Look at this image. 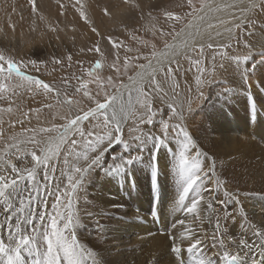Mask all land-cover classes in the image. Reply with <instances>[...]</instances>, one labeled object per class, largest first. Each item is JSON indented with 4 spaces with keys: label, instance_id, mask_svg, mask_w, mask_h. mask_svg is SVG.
<instances>
[{
    "label": "bare ground",
    "instance_id": "bare-ground-1",
    "mask_svg": "<svg viewBox=\"0 0 264 264\" xmlns=\"http://www.w3.org/2000/svg\"><path fill=\"white\" fill-rule=\"evenodd\" d=\"M166 1L168 0H0V47L19 55H52L67 53L73 49L77 51L91 46L97 40L107 50L114 51L112 35L125 33L133 24L140 22L141 16L151 25L149 11L158 10ZM255 1L257 0H208L174 42L169 43L119 87L110 97L114 96L111 101L108 98L90 112L103 107L107 120L114 126L119 124L121 131L118 133L124 134L126 131L128 135L134 129L131 126L135 122L131 119H135L140 90L150 77V72L191 46L215 47L225 44L239 19L247 18V12L250 11L248 9ZM260 35L261 32H257L252 36L251 45L256 53L264 49V33ZM213 51L216 50L208 51L210 53L207 55L216 53ZM212 60L202 65L206 70L202 74L203 82V76H210L213 69L216 70L219 66ZM259 64H248L236 58L225 59L220 68L222 78L218 79L219 84L216 79H205L208 84L206 86L203 83L197 85L195 66L190 71L189 92L194 98L191 99L188 118L194 115L196 118L189 125V136L194 147H189L187 153L191 155L190 161L195 160L200 164V179L197 183L202 185V198L197 197V186L194 185L191 190L193 196L189 199L187 196L183 205L195 198L197 208L194 212L188 211L191 206L186 209L182 205L178 206L183 186H186L182 183L179 172L180 152L185 142L181 132H171L170 137L162 141H159L160 136H154L147 144L145 151L152 149L161 160L157 178L150 177V172L149 175L146 172L147 166L140 162L135 165V162L125 161L122 158L124 155L120 157L122 159L111 162L124 174L120 180L117 176H109L111 171L116 170L110 165V168L105 166L106 169H101V173L98 171L96 181L88 189V192L93 190L95 194L92 195V203L84 199L83 215L75 217L77 228L74 229L78 242L94 253L96 264H194V260L199 258L211 259L219 264L223 248L214 243L211 250L205 249L207 241L212 243L217 238L224 240L227 246L224 250L232 255L239 254L242 264H251V255L260 258L258 249L257 252L250 253L240 243L231 244L233 239H239L258 245V233L264 232V88L261 86L264 85V78L261 77L264 65L260 67ZM222 82H225L224 86ZM198 90L204 91L206 96L197 97ZM256 92L257 97L254 96ZM79 122L80 118L77 120L78 124ZM76 126L71 124L66 128L67 132L64 129L49 140L42 155L48 154L49 159L53 160ZM112 146L110 144L108 148ZM145 151L138 154L147 155L148 152ZM74 162L72 159L64 166L66 174L74 173ZM1 165L2 163L0 167ZM105 170L107 172H103ZM11 174L13 178L17 177L14 172ZM115 181L121 187L120 182L131 181L133 208L130 206L127 209V202L118 201V193L113 186ZM226 193L238 194L239 202L230 199ZM86 197L90 201V195L87 194ZM209 200L211 208L207 203ZM119 204L123 205V211H114L117 219L112 217V223L101 231L98 232L93 227L99 224L98 219L85 224V213L93 211L95 213L92 216L97 217L102 212L101 205H108L113 211L115 206L120 210ZM150 207L149 216L147 211ZM152 208L159 210L160 226H157L152 217ZM181 210H184L182 216ZM0 211L2 226L8 213L3 205H0ZM126 218H129L128 222L124 221ZM217 220L220 222V229L216 228ZM213 226L218 237L212 232ZM189 234L191 238H184ZM0 235L6 237V232L0 230ZM173 239L182 249L179 255L173 251ZM196 240L202 242L194 254L187 249ZM37 244L43 252L45 242L37 240ZM23 256L25 263L29 260L33 263V259H36L28 253H23Z\"/></svg>",
    "mask_w": 264,
    "mask_h": 264
},
{
    "label": "rangeland",
    "instance_id": "rangeland-1",
    "mask_svg": "<svg viewBox=\"0 0 264 264\" xmlns=\"http://www.w3.org/2000/svg\"><path fill=\"white\" fill-rule=\"evenodd\" d=\"M206 2L208 0L166 1L158 10L149 11L151 25L141 16L140 22L133 24L125 33L112 35V41L115 44L114 51L107 50L97 40L91 46L79 48L77 51L73 49L67 53H58L59 55L54 53L53 56L47 53L19 55L0 47V162L2 163L0 175H7L11 178L13 165L17 170H21L20 174L25 176L27 171L23 170H31L35 167L36 179L43 183L45 166H37V161L33 159L32 154L42 156L43 149L49 140L69 127L74 118L77 120L80 118L79 124L71 134L69 133L57 156L53 160L49 159L47 165L49 171L55 170L51 173L53 177L50 181L51 189H55L59 185L61 191L68 190V175L75 176V167L83 164L82 159L77 161L72 154L74 142L77 143L75 151L82 152L84 148L79 143L82 134L89 140L95 139L97 136L105 137L102 144L97 146V151L101 148L105 149L103 155L88 169L89 171L84 175L81 185L73 194L74 219L75 217L78 218L77 215H83L84 199L86 202L92 203V195L95 194L93 190L90 191L91 193L88 192V189L96 181L95 175L98 171L101 173L106 167L110 168L111 166L115 169L116 166L111 163L114 160L123 158L130 163L135 162V165L140 162V164L147 166L146 172L148 175L150 172V177L157 178L160 173V157L152 149L149 148L145 151V148L154 136H160L159 141H162L166 137L169 138L171 132L180 134L177 124L189 135L191 134L189 125L196 118L195 115L188 118V113L191 110L190 103L194 98L189 92V75L195 66L193 61L199 59L204 64L213 59L212 61L219 65L216 70L213 69L210 76H203L202 85L204 86L208 85L205 79L210 81L222 78L220 68H222L225 59L236 58L238 60L237 57H239L241 61H246L248 64L261 63V65L259 64L260 67L264 65V49L260 53H256L251 45L252 36L255 33L261 32V35L264 33V0H257L251 5L252 9H248L250 11L247 12V18L239 19V23L232 29L231 36L225 44L215 47L191 46L176 54L169 61L166 60L161 67L152 69L153 71L149 74L150 77L146 79L147 82L142 85L143 88L141 87L140 101L134 115L135 119H131L135 122V125L131 126L134 129L128 135H126V131L124 134L116 132L115 126L107 120L103 110L88 116L85 120H82V116L108 100L142 66L154 58L169 43L174 42V39L185 26H188L187 24ZM149 12L147 13L149 14ZM240 15L243 13L240 12ZM210 50H216L213 51L216 53H211V56L207 55ZM218 50L226 51L229 54L226 55L227 57L221 56L218 54ZM16 70L27 72V74H18ZM261 77L264 78V73L261 74ZM222 85L224 86L225 82H222ZM261 86L264 88V85L261 84ZM256 94L257 92L254 93V96ZM196 96L200 98V96L205 97L206 94L204 91L198 90ZM173 108L182 113L180 118L173 115ZM152 112H155L153 122L148 124L146 120ZM138 116L139 118H137ZM77 120L75 121L77 122ZM164 121H167L169 125L166 131L163 130ZM131 127L129 126L130 129ZM116 133L121 136L122 141H113L111 143L112 148H108L110 144L107 137L109 135L116 136ZM140 146L141 148H139ZM140 151L148 152V154L142 156V153L138 154ZM89 155L94 156L95 153L89 152ZM187 156L191 158L188 153ZM66 159H68V163L74 159L75 162L72 164L74 173L66 174L67 169L64 168ZM15 174L17 175V173ZM109 176H117L120 180L124 174L116 168V170L111 171ZM24 184L27 186L29 182L25 180ZM120 184L122 187L118 186L115 181L113 185L118 193V201L127 202V209H130L133 200L130 192L131 181H123ZM87 194L90 195V201L86 197ZM191 196L193 195L190 190L188 199ZM56 198L55 193L48 195L46 209H42L41 205H36V212L45 210L51 213ZM193 201H188L183 205L178 199V206L182 205L186 209L192 205ZM14 203L16 207H19L18 200ZM101 207L102 212H99L97 217L92 216L95 213L93 211L85 213L83 217L87 222L86 225L89 224V221L91 224L92 220L98 219L99 224L93 226L98 232L107 224L112 223V217L117 219L116 214H113L114 211L122 212L124 208L123 205H120L119 210L115 206L112 211L108 205H101ZM150 209L151 207L147 211L149 216ZM184 210H181V216ZM124 221L128 222L129 218L124 219ZM62 224L63 221L58 222V227H62ZM75 228H77L76 225ZM212 232L218 237L214 226ZM65 235H68L67 231ZM39 238L37 240H42ZM126 238L130 239L129 237ZM220 240L217 238L212 243L207 241L206 248L211 250L214 243L219 245ZM234 243H240V240L233 239L231 244L234 245ZM223 251H225L224 248ZM25 264L33 263L29 260ZM63 264H66V261Z\"/></svg>",
    "mask_w": 264,
    "mask_h": 264
},
{
    "label": "snow or ice",
    "instance_id": "snow-or-ice-1",
    "mask_svg": "<svg viewBox=\"0 0 264 264\" xmlns=\"http://www.w3.org/2000/svg\"><path fill=\"white\" fill-rule=\"evenodd\" d=\"M218 54L226 56L227 52L218 50ZM239 59V57H237ZM196 67L197 77L196 82L199 86L202 82V74L206 71L201 60L193 61ZM202 95V94H201ZM173 115L180 118L182 113L177 112L175 108L172 109ZM155 112L149 114L146 123L153 122ZM168 122H163V130L168 129ZM179 132L183 134L185 142L182 144V151L180 152L179 172L182 177L183 186L182 194L179 201L183 204L185 198L188 196L189 191L196 185V195L202 198L201 187L198 184L200 179L199 173L201 171L200 164L195 160H189L186 155L189 147H194L192 144L189 133L181 128L178 124ZM116 132H120L119 124L115 125ZM68 129H65L67 132ZM64 134L62 133V136ZM91 135V134H89ZM105 137L97 136L95 139L89 140L82 134L80 144L83 146L84 151L76 152L75 148L77 143L74 142V151L77 161L82 159V166H77L74 169L75 176L69 174L67 177L68 190L61 191L59 185L55 189H51L50 181L52 180L51 173L55 170H48L49 155L45 154L37 156L32 154L33 159L37 161V166L44 165V181L41 183L36 179V168L33 167L27 171V175L20 174L21 170H17L13 165V172L17 173L16 179H11L7 175H0V205L5 206V212L8 215L5 218V224L0 226V230L6 232V237L0 235V264H25L23 253H28L30 256H35L36 259L33 264H96L94 253L80 244L74 234V193L77 187L81 185L82 180L88 169L94 165L103 155L104 148L97 151V146L102 144ZM109 144L113 141L121 142L120 135L107 137ZM58 147V146H57ZM89 152H94V156H90ZM68 164V159L65 160V165ZM27 180L29 184L25 186L24 181ZM55 193L57 198L53 204L52 212L48 213L45 210L36 212L35 206L41 205L42 209L47 207V196ZM226 195L239 202L238 194L226 193ZM19 201V207L15 206L14 201ZM211 208V201H207ZM226 203V202H222ZM197 208V202L193 201L189 212H194ZM63 209V211H61ZM229 215V213H227ZM14 221V223H13ZM47 221V223H45ZM63 221L62 227H58V222ZM183 224V221H181ZM22 225L26 227H22ZM250 227V225H249ZM216 228L220 229V222L217 220ZM67 231L68 235H65ZM42 238L45 242V249L40 251L37 238ZM184 238H191L186 236ZM260 243H248L245 240L240 241V246L247 248L250 253L257 252L259 259L256 255H251V264H264V232L258 233ZM7 240V242H5ZM173 251L180 254L182 249L179 244L173 239ZM202 241L196 240L187 249L194 254L198 251ZM219 246L226 249L224 240L221 239ZM194 264H215L211 259L199 258L194 260ZM219 264H239V254L232 255L227 250L223 251L220 256Z\"/></svg>",
    "mask_w": 264,
    "mask_h": 264
},
{
    "label": "water",
    "instance_id": "water-1",
    "mask_svg": "<svg viewBox=\"0 0 264 264\" xmlns=\"http://www.w3.org/2000/svg\"><path fill=\"white\" fill-rule=\"evenodd\" d=\"M114 97V96H113ZM113 97L112 98H109V100L108 101H111L112 99H113ZM100 110H104L103 109V107H99V108H96L95 110H93L92 112H89V113H85V114H83V116H82V120H85L88 116H90V115H92V114H94V113H96V112H98V111H100ZM75 120H77L76 118H74L71 122V124L73 125V126H76L78 123L75 121Z\"/></svg>",
    "mask_w": 264,
    "mask_h": 264
}]
</instances>
